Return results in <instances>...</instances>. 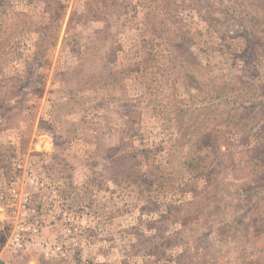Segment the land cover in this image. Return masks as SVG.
Returning <instances> with one entry per match:
<instances>
[{
    "label": "rangeland",
    "instance_id": "obj_1",
    "mask_svg": "<svg viewBox=\"0 0 264 264\" xmlns=\"http://www.w3.org/2000/svg\"><path fill=\"white\" fill-rule=\"evenodd\" d=\"M0 240L264 264V0H0Z\"/></svg>",
    "mask_w": 264,
    "mask_h": 264
},
{
    "label": "built area",
    "instance_id": "obj_2",
    "mask_svg": "<svg viewBox=\"0 0 264 264\" xmlns=\"http://www.w3.org/2000/svg\"><path fill=\"white\" fill-rule=\"evenodd\" d=\"M26 228L25 227H19V230L20 231H23L25 230ZM15 237V236H14ZM12 238L10 240V244H11V247L14 248V249H18V248H23V247H26V245L22 244L21 241H20V238L18 235H16V238ZM48 252H46L47 254Z\"/></svg>",
    "mask_w": 264,
    "mask_h": 264
},
{
    "label": "trees",
    "instance_id": "obj_3",
    "mask_svg": "<svg viewBox=\"0 0 264 264\" xmlns=\"http://www.w3.org/2000/svg\"><path fill=\"white\" fill-rule=\"evenodd\" d=\"M0 245H1V240H0Z\"/></svg>",
    "mask_w": 264,
    "mask_h": 264
}]
</instances>
